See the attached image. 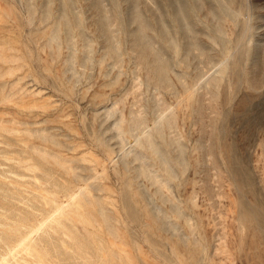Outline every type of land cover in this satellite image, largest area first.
<instances>
[{
    "label": "rangeland",
    "instance_id": "1",
    "mask_svg": "<svg viewBox=\"0 0 264 264\" xmlns=\"http://www.w3.org/2000/svg\"><path fill=\"white\" fill-rule=\"evenodd\" d=\"M178 1L0 0V264H264V0Z\"/></svg>",
    "mask_w": 264,
    "mask_h": 264
},
{
    "label": "bare ground",
    "instance_id": "2",
    "mask_svg": "<svg viewBox=\"0 0 264 264\" xmlns=\"http://www.w3.org/2000/svg\"><path fill=\"white\" fill-rule=\"evenodd\" d=\"M199 1H201V0H199ZM173 2V3H172ZM172 2H171V5L173 4H175V3H178V4H180V2L178 1V0H172ZM188 2V1H187ZM196 3V5L198 4V3H200V2H198L197 3V1L195 2ZM201 3H203V2H201ZM185 4V3H184ZM190 4V3H189ZM177 5V4H176ZM203 6H205L204 4H202ZM180 6V5H179ZM188 6V5H187ZM199 7H200V5H199ZM202 8V7H201ZM201 10V9H200ZM211 11H212V9H210ZM210 10H208V11H210ZM159 11V10H158ZM159 13H160V16H159V18H157V19H153V20H155V22H154V25H155V28L157 29V31H158V33H159V35H161L160 37H161V39L162 40H165L166 42H170V43H172L173 44V46L175 47V49L177 48L176 46H177V43H176V41H175V39H174V37L172 36L173 35V33L171 32V30H170V28L168 27V25H167V23L165 22V20H164V17H163V15H162V13L159 11ZM209 13V12H208ZM172 14H173V16L175 17V22L176 23H179V30L181 31V28L183 29L184 28V30H188L189 32H191V31H193L192 29H193V27H191V24L189 23V21H187V17L185 16L186 14H185V12H184V10H183V8H182V6H180L179 8H177V9H173V11H172ZM206 14V13H205ZM211 16H212V14H210ZM213 15H214V11H213ZM154 16H156V15H154ZM153 16V17H154ZM209 16V15H208ZM210 16V17H211ZM216 16V14L214 15V17ZM137 30H136V35H138L139 37H137V38H135V39H138V40H135V41H137L135 44L134 43H132V42H134V41H132L131 43L132 44H134V46L133 47H136V46H138V45H140V48L142 49V53H145V51H146V48L147 49H150L149 47H152L153 49L155 48V47H153V44L151 43V40L148 38V36H147V30L148 29H151L152 28V25L146 20V19H144V17L142 16V14L140 13V12H137ZM157 17V16H156ZM212 18V17H211ZM222 18V17H221ZM151 20V19H150ZM189 20V19H188ZM212 20H214V19H212ZM217 20V19H216ZM219 20H221V21H223L222 19H219ZM135 22V21H134ZM152 22V21H151ZM153 22H152V24H153ZM219 22V21H218ZM223 25V24H222ZM222 25H221V27H222ZM214 26V25H213ZM216 26V25H215ZM218 26H220L219 24H217V26L216 27H218ZM224 28V27H223ZM214 29H215V31H217L216 30V28L214 27ZM218 30H220V28H217ZM178 30V29H177ZM177 30H176V32H177ZM183 30V31H184ZM222 30H224V29H222ZM156 31V30H155ZM194 31H195V29H194ZM219 32H221V31H219ZM218 32V33H219ZM197 32L195 31V34H196ZM217 33V32H216ZM221 34H222V32H221ZM167 35H169V36H171V39L170 40H168V38H167ZM195 37V36H194ZM184 38V37H183ZM182 38V39H183ZM187 42H188V40H186ZM186 41H185V43H186ZM196 41V39L194 40V39H190L189 40V42H188V46H187V43H186V46H187V51L188 52H191L190 50H194V49H198L199 47H198V44L195 42ZM165 42V43H166ZM139 43V44H138ZM184 43V44H185ZM141 45L143 46V47H141ZM200 46V45H199ZM133 47H132V49H133ZM173 47V48H174ZM139 48V47H138ZM174 49V50H175ZM154 50H156V49H154ZM199 50V49H198ZM137 51V50H136ZM136 51H135V53H136ZM148 51H150V50H147L146 52H148ZM176 51V50H175ZM188 52H186L187 53V55H188ZM140 53V52H139ZM138 53V54H139ZM201 54H202V52H201ZM145 55V54H144ZM147 55V54H146ZM148 55H150V54H148ZM146 56V57H149V56ZM121 56V55H120ZM139 56V55H138ZM152 56H154V55H152ZM119 57V56H118ZM118 57H116V58H118ZM186 57V56H185ZM184 57V58H185ZM138 58V57H137ZM139 58H140V56H139ZM142 58V57H141ZM153 58V57H152ZM205 58V57H204ZM120 59V58H119ZM155 59H156V67L155 68H157L156 70H158V75H156V86L158 87V86H164V85H166V83H167V71H170V68H171V66H170V68H169V70H167L168 69V62H167V60L165 59V57H164V54H163V52L161 51V50H157V52H155ZM185 59H189V58H185ZM226 59H228V58H226ZM143 60V59H142ZM120 61V60H119ZM140 61V60H139ZM154 61V60H153ZM185 61V60H184ZM184 61H182V62H184ZM120 63V62H119ZM140 63V62H139ZM186 63V62H185ZM144 64V63H143ZM142 64V65H143ZM149 64V63H148ZM153 64H155V63H153ZM172 69V68H171ZM213 69V68H212ZM155 70V71H156ZM185 72V71H184ZM154 74V73H153ZM207 74V73H206ZM213 74V73H212ZM150 75V74H149ZM153 77V76H152ZM179 77V76H178ZM179 78H181V77H179ZM207 78V77H206ZM209 79H210V77H208ZM169 79V78H168ZM136 80V79H135ZM207 80V79H206ZM205 80V81H206ZM179 81V80H178ZM201 81V80H200ZM179 82H181V81H179ZM185 82V81H184ZM207 82V84H208V81H206ZM206 82H204L205 84H202V85H206ZM182 83V82H181ZM186 83V82H185ZM154 85V84H153ZM184 85H187V84H184ZM170 86V85H169ZM183 86V85H182ZM187 87H188V85H187ZM186 87V89H184L183 91H184V93L187 91H189L190 92V90H189V88H187ZM190 87V86H189ZM167 88H168V83H167ZM183 88H185V87H183ZM193 90V89H192ZM156 91H158V89H156ZM186 92V93H187ZM194 92V91H193ZM192 94V93H191ZM173 95V94H172ZM186 96V95H185ZM208 96V95H207ZM210 96V95H209ZM203 97V96H202ZM189 98V97H188ZM203 99V98H202ZM202 108V107H201ZM162 109V108H161ZM169 112V111H168ZM110 113V112H109ZM168 115V114H167ZM167 115H163V114H161L160 116H158L157 118V120H156V122L157 121H159L160 122V120L162 121V119H165L166 118V116ZM172 115V114H171ZM122 117V116H121ZM171 117V116H170ZM206 117V116H205ZM132 120V119H131ZM142 120H144V119H142ZM208 121V120H207ZM207 121H206V123H207ZM155 122V123H156ZM119 123V122H118ZM145 123V122H144ZM141 120H139V119H133L132 121H131V123H130V125L128 126L129 128H130V130L131 131H137L139 128H141L142 129V127H144V131L146 130V134L145 135H143V136H147V134H148V129H146V127H145V125L143 126V124H144ZM158 123V122H157ZM163 123V122H162ZM160 124V123H159ZM156 124H154V126H155ZM162 125V124H161ZM210 125V124H209ZM157 126H158V124H157ZM173 126H174V122H172V121H169V123H168V125H167V127H169V129L171 130L172 128H173ZM164 127V126H163ZM207 127V126H206ZM117 128H118V126H117ZM162 128V127H161ZM161 128H159L158 130H157V135H159V136H163V134H164V131H163V129H161ZM140 129V130H141ZM168 129V130H169ZM119 128L117 129V131L119 132ZM123 130V129H122ZM121 131V130H120ZM125 131V130H124ZM142 131V130H141ZM123 133V132H122ZM142 133V132H141ZM140 133V134H141ZM119 134V133H118ZM136 134V133H135ZM134 134V135H135ZM121 135V134H120ZM123 135V134H122ZM137 135L138 134H136L135 136H136V138H140V137H137ZM118 137H120L119 135H117ZM142 136V137H143ZM134 137V136H133ZM148 137V136H147ZM125 138V137H124ZM124 138L122 137V141L124 142L125 140H124ZM136 138H134L135 140H136ZM157 138H159V137H157ZM148 139L150 140V138L148 137ZM160 139V138H159ZM121 141V142H122ZM141 141V139H139V142ZM146 141V140H145ZM122 142V143H123ZM138 142V141H137ZM140 144V143H139ZM147 144H148V147L150 148V151H151V149L152 150H154L155 152H157V153H159V154H162V152H161V150H160V148L158 149L157 148V144L156 143H154V141L153 140H150V141H147ZM146 144V145H147ZM157 145V146H156ZM147 147V148H148ZM153 152V151H152ZM156 153V154H157ZM163 155V154H162ZM162 155H160V156H162ZM136 157H137V159H139L142 163H145V162H143V156L141 155V154H139V155H136ZM145 157V156H144ZM162 157H164V156H162ZM164 160H166L165 158H163ZM144 160H145V158H144ZM213 171V170H212ZM148 174H150L149 173V171H148ZM83 178H86V177H83ZM85 180V179H84ZM86 184V183H85ZM93 185V184H92ZM163 186V185H162ZM165 187V186H164ZM81 189V188H80ZM83 190V189H82ZM82 190H80V193L82 194ZM86 190V189H85ZM84 190V191H85ZM83 191V192H84ZM62 205V204H61ZM59 206L60 205H58V208H59ZM63 209V207H60V209ZM67 208V207H66ZM60 209H58L59 211H61Z\"/></svg>",
    "mask_w": 264,
    "mask_h": 264
}]
</instances>
